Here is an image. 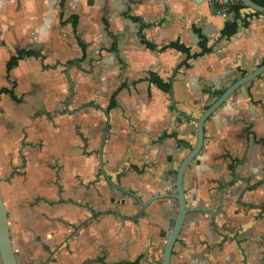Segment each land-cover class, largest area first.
I'll return each instance as SVG.
<instances>
[{
    "label": "crops",
    "instance_id": "crops-1",
    "mask_svg": "<svg viewBox=\"0 0 264 264\" xmlns=\"http://www.w3.org/2000/svg\"><path fill=\"white\" fill-rule=\"evenodd\" d=\"M224 9L207 0H0V88L23 97L0 95V157L11 159L0 177L12 173L7 197H25L12 201L27 212L24 264H159L176 201L142 206L136 197L174 193L195 119L264 64V14L241 8L228 37ZM195 29L208 52L192 57L201 51ZM17 50L31 55L7 72ZM183 187L193 211L170 264H264V73L205 122Z\"/></svg>",
    "mask_w": 264,
    "mask_h": 264
},
{
    "label": "water",
    "instance_id": "water-1",
    "mask_svg": "<svg viewBox=\"0 0 264 264\" xmlns=\"http://www.w3.org/2000/svg\"><path fill=\"white\" fill-rule=\"evenodd\" d=\"M245 6L248 10L259 14H264V6L258 5L252 0H235ZM213 7L217 5L214 3ZM264 73V64L260 65L253 71L242 75L235 79L226 87L214 101L205 108L198 118L195 119V143L188 150L187 154L181 159L179 165L175 170L174 175V193H164L150 197L146 202L142 203L139 198L136 199L142 206L149 202L161 198H172L176 201L177 209L175 217L169 228V233L165 237V244L163 246L162 257L159 264H170L173 246L181 232L184 224L185 216L193 211L187 207L185 199V189L183 187V178L186 169L190 166L193 160L199 155L204 144V124L205 122L242 86L251 83L259 78ZM0 262L1 264H18L16 253L12 247L8 216L5 207V202L0 193Z\"/></svg>",
    "mask_w": 264,
    "mask_h": 264
},
{
    "label": "rangeland",
    "instance_id": "rangeland-1",
    "mask_svg": "<svg viewBox=\"0 0 264 264\" xmlns=\"http://www.w3.org/2000/svg\"><path fill=\"white\" fill-rule=\"evenodd\" d=\"M70 86H71V84H70ZM1 88H3V87H1ZM41 88H43V85L41 86ZM29 89L30 90H28V89L26 90L29 94H30V91H31V94L32 93L36 94L37 90H36V88L33 87V85L30 86ZM28 93H26L25 95H27ZM36 96H38V95H36ZM14 97H15V99H14L15 102L18 101V100H20V102H21V100L23 99L22 95L19 96V94L18 95L15 94ZM25 99H27V98H25ZM32 100H34V99H32ZM3 104H2V107H5ZM30 106L34 107V105H30ZM0 109H2V108H0ZM6 109L7 108L3 109L4 113H5ZM0 113H1L0 114V124L2 125V124H4V121H2V119L4 117L1 116L3 114L2 110H0ZM20 160H21L20 163H22L23 160L19 159V161ZM9 161H11V159H5L4 157H0V168L5 170V167H6L5 164H6V162H9ZM19 174H21V172ZM11 176H12L11 172H9L8 174L4 172L2 174V176L0 177V192H1L2 196H3V199L5 201L8 200L7 205L10 208L9 209V213H7V214H9L8 226H9V230L11 232L12 247L16 250V252L18 254V258H19L20 264H24L23 259L21 258V241H22L21 237H22V235L25 232H27V228H26L27 220L25 221V218H23L24 217L23 214H26L27 212H26L25 208L22 209L20 206L19 207H14L13 204H12V201L15 200V201H17L19 203H23L22 200L25 197L24 198L21 197V196H19V197L18 196H14L13 197L11 195L9 197H7V194H6L7 193V183H10L9 179L11 178ZM38 199H39V196L33 197L32 203H37ZM28 202H31V201L29 199H27L25 203H28ZM12 207L14 208V210H13ZM11 209H12V211H11ZM38 212L36 210H33L32 207H31V217L33 216V220L31 221V223H32L33 227L35 228V230H36V228L39 225V223H38L39 221L38 220L41 219L39 217V215H38Z\"/></svg>",
    "mask_w": 264,
    "mask_h": 264
},
{
    "label": "trees",
    "instance_id": "trees-1",
    "mask_svg": "<svg viewBox=\"0 0 264 264\" xmlns=\"http://www.w3.org/2000/svg\"><path fill=\"white\" fill-rule=\"evenodd\" d=\"M252 1L255 2L258 5L264 6V0H252ZM244 7L245 6H243L242 4L238 3L235 0L231 1V3H229L227 6H225L224 10L226 12H231L232 15H233V19L231 21L226 22L225 26L223 28V32L228 37L231 36L235 32V30L237 28L236 20L239 17V10L241 8H244ZM258 15H259V13L253 12V13H251L250 17L258 16ZM131 19L136 20L135 17H132ZM247 23H248V20L244 19L243 20V24L247 25ZM195 32L198 34V36L200 38L199 46L201 47V51L199 53H195V54L191 55L192 57H197V56H200V55L208 52V50L203 46L204 37L200 34L199 30L195 29ZM145 46L147 48H150V49H154L155 48V46L153 44L148 43V42L145 43ZM166 47L174 48V49H177L179 51H183V52L189 53V49L185 48L181 44H178L177 42H170ZM30 55H31V52H28V51H25V50H17L16 54L10 56L8 61L6 62V66H5L6 67V71L8 72L12 67H14L17 64V62H18L20 57L30 56ZM153 81L155 82V84L159 88H161L162 90H166V85L160 79L154 78ZM221 92L222 91L218 92L217 95H219ZM2 93L8 94L11 98H14V95H13V92H12L11 89L2 88V89H0V95ZM127 264H136V263L134 262V263H127Z\"/></svg>",
    "mask_w": 264,
    "mask_h": 264
},
{
    "label": "built area",
    "instance_id": "built-area-1",
    "mask_svg": "<svg viewBox=\"0 0 264 264\" xmlns=\"http://www.w3.org/2000/svg\"><path fill=\"white\" fill-rule=\"evenodd\" d=\"M209 4H216L217 6L225 7L233 0H207Z\"/></svg>",
    "mask_w": 264,
    "mask_h": 264
},
{
    "label": "flooded vegetation",
    "instance_id": "flooded-vegetation-1",
    "mask_svg": "<svg viewBox=\"0 0 264 264\" xmlns=\"http://www.w3.org/2000/svg\"><path fill=\"white\" fill-rule=\"evenodd\" d=\"M207 108V107H206ZM204 145V144H203ZM202 149H203V147H202ZM202 149H201V151H202Z\"/></svg>",
    "mask_w": 264,
    "mask_h": 264
}]
</instances>
